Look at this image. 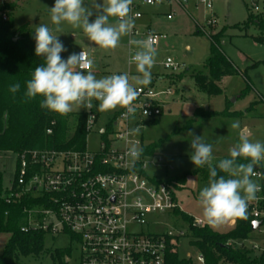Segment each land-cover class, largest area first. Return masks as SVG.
I'll use <instances>...</instances> for the list:
<instances>
[{
  "label": "rangeland",
  "instance_id": "374dc122",
  "mask_svg": "<svg viewBox=\"0 0 264 264\" xmlns=\"http://www.w3.org/2000/svg\"><path fill=\"white\" fill-rule=\"evenodd\" d=\"M261 1L257 0L258 3ZM102 2L103 0H97V3ZM54 3L55 0H3L0 2L1 5L15 9L13 12L15 27L29 24V27L35 29V26L42 23L52 28L53 34L59 35L58 39L67 49L61 53L62 58L67 59L70 54L77 53L83 48L91 51L93 60L91 71L95 69L99 71L98 74L93 72L97 79L113 73H130V83L137 86L135 80L131 78L140 74L136 70V65L128 63L129 54L134 49L128 46L129 36H123L117 48L106 50L91 42L82 29H73L66 22L60 26L61 32H56V26L51 22L49 11ZM84 3L85 6H90L91 0H84ZM157 6L160 5L141 6L144 16L140 20H135V25L141 31L148 26L152 9ZM172 7L176 11L173 19H167L166 14L163 13L156 14L150 26L153 31L166 35L157 49L150 83L157 87L169 86L173 90V94L166 98L164 112L158 121L147 123L144 129L146 145L160 142L153 155L147 158V174L157 180H165L168 177L180 178L185 172L196 169L190 160L193 152L190 146L191 137L188 135L190 131L196 136H201L204 142L213 145L212 165L229 156V149L239 143L241 131L248 135L251 142L264 143V43L253 39V36L261 34L255 25L249 27L240 25L246 20L248 12L258 14L263 13L264 10L254 11L246 0H214L212 11L204 8L196 10L191 5H188L187 11L178 5ZM160 9L166 11L169 6L165 4ZM210 18L212 21L209 22ZM94 19L95 14L90 20ZM109 19L110 22L115 21V18ZM208 32L223 35L220 41L221 48L240 69L239 73L223 79L221 83L223 93L215 97H209L200 91L193 77V74L197 72H207L205 63L210 55L211 46ZM168 56L183 64L184 71L172 73L170 69L165 68L162 62ZM247 78L250 79L251 86L244 95H241L248 86ZM234 99L235 102L232 101ZM227 105L232 111L243 110L239 112L244 116L238 118L195 116L196 109L218 113ZM81 110V106L74 107L73 111L68 113L70 133L76 129L78 114ZM113 111H101V119L89 132L87 146L91 150L98 148L99 130L106 126L107 117ZM236 120L240 123L239 129L231 127L232 122ZM16 159V153L0 151V171L3 173L5 190L9 188L14 178ZM261 164L264 166V161H261ZM206 186L208 182L202 180L199 175H188L185 184L179 185V188L174 190L178 209L188 215L192 214L190 216L204 219L203 209L199 203V192ZM160 219L163 220L161 225L155 228L151 225L145 226L144 230L164 232L171 226L187 228L185 221L174 212L161 216ZM215 228L223 231L228 226L222 224ZM9 237V233L0 232V255ZM190 242V233L187 229L185 237L179 240L177 248L179 257L190 260L189 264H198L199 251ZM57 250H70V253L60 256L57 255ZM19 264H80L79 247L68 235L45 232L43 250L40 254L21 256Z\"/></svg>",
  "mask_w": 264,
  "mask_h": 264
},
{
  "label": "built area",
  "instance_id": "2783aa9c",
  "mask_svg": "<svg viewBox=\"0 0 264 264\" xmlns=\"http://www.w3.org/2000/svg\"><path fill=\"white\" fill-rule=\"evenodd\" d=\"M246 1L254 11L264 10V0L262 4L257 0ZM165 4L170 8L167 19H173L176 14L173 5L186 10L188 5L193 4L197 9L212 11L214 0H151V3L148 0H133L131 14L134 20H140L144 16L142 5ZM149 35L155 38L156 50L166 38L165 34L153 31L149 26L141 31L135 25L129 40H142ZM128 46L134 48L129 54V63L138 49L129 43ZM82 50L88 54L85 49L78 53ZM162 64L172 73L184 71V65L170 56ZM91 69L92 66L84 71ZM134 87L140 93L133 101L136 108L134 118H126L124 108L115 109L107 117L106 126L99 130L96 150L87 146L88 134L102 116L99 102L93 100L90 108L81 106L87 130L84 149L36 148L16 154L14 178L5 197L10 200L30 195L40 201L29 211L28 225L23 230L41 229L52 234L68 235L79 247L80 264H167L168 252L177 250L180 238L185 237L189 230L188 223L186 229L171 226L164 232L144 230L145 226L155 228L161 225V216L178 208L173 189L147 174L149 156L145 153L147 145L144 142L146 124L160 118L166 98L173 94V90L169 86L157 87L153 83ZM144 112L148 113L146 117ZM55 125L56 121H52L46 133L52 135ZM136 127L140 128L139 135L127 134ZM132 143H138L143 149L140 159L134 164L126 155ZM254 170L258 175L252 179L260 185V191L247 209L254 220L262 221L263 226L264 166H256ZM192 217L195 226L208 224L202 218ZM236 244L259 251L258 255L264 251V246L253 241L248 244L247 239ZM197 263H205L200 253Z\"/></svg>",
  "mask_w": 264,
  "mask_h": 264
},
{
  "label": "clouds",
  "instance_id": "9594fccd",
  "mask_svg": "<svg viewBox=\"0 0 264 264\" xmlns=\"http://www.w3.org/2000/svg\"><path fill=\"white\" fill-rule=\"evenodd\" d=\"M151 3V0H148ZM133 0H91L90 6H85L84 0H55L49 8L50 19L56 26L55 31L61 32L62 23L66 22L73 29L80 28L87 38L102 49H115L123 36L132 34L135 20L131 5ZM95 14V19L90 18ZM109 18H115L110 22ZM59 35L53 34V29L40 23L35 26V54L44 58V63L37 66L29 80L26 81L24 93L27 100L42 96L40 106L51 112L66 115L74 107L92 106V101L99 102V111L115 110L117 107L126 109L124 116L133 117L136 108L133 101L139 96V90L130 83L128 73L113 74L97 79L90 69L93 60L83 50L70 54L67 59L61 53L67 51ZM129 45H135L138 50L131 56L129 63L136 65L140 75L132 77L137 85L147 86L152 79L151 69L156 63L157 50L155 38L149 35L146 39H130ZM20 84L10 86L9 91L16 93ZM145 117L148 115L144 112ZM233 129H239L238 120L231 124ZM140 128L128 131V135H139ZM191 137L190 146L193 152L191 162L196 168L205 165L209 169L208 186L199 192V203L203 209V217L209 225L218 226L235 218L246 219L247 208L251 201L257 199L260 185L252 177L258 175L254 170L256 165L264 161V143L251 142L243 131L239 134V143L229 149V158L221 159L213 167V145L203 141L201 136L188 133ZM143 149L138 143H132L126 155L131 163L140 159ZM242 157L249 163H238ZM225 173L218 176V171Z\"/></svg>",
  "mask_w": 264,
  "mask_h": 264
},
{
  "label": "trees",
  "instance_id": "16d2710c",
  "mask_svg": "<svg viewBox=\"0 0 264 264\" xmlns=\"http://www.w3.org/2000/svg\"><path fill=\"white\" fill-rule=\"evenodd\" d=\"M13 12L14 8L0 4V151H12L17 154L36 148L84 149L87 130L86 116L83 112L78 114L76 129L70 133L68 114L60 115L42 108L40 106L44 99L42 96L31 100L26 99L24 95L26 81L31 78L34 69L44 63V58L35 54L34 31L28 25L15 27ZM240 25L242 27L255 25L261 34L253 36V39L264 43V12L258 14L248 12L246 20ZM207 35L211 42L210 55L205 63L207 72H197L193 74V77L200 91L209 97H215L223 93L222 79L239 73L240 69L223 52L220 45L223 35L212 32H208ZM247 80L248 86L241 95H244L251 86L250 79L247 78ZM15 83H19L21 87L14 94L9 91V88ZM195 116L241 117L243 114L239 111L231 112L227 105L218 113L196 109ZM52 121H56V125L54 133L49 135L46 129L51 126ZM159 145L160 142L147 145L145 153L152 156ZM237 162L246 164L250 161L238 157ZM217 164L218 162L212 166L215 167ZM256 166H262V164ZM217 171L218 176L224 175L225 178H229L227 174L219 172L218 169ZM193 174L199 175L206 182L209 181L207 165L196 168L192 172H185L180 178L168 177L162 181L171 187L174 193L179 185L185 184L187 176ZM7 191L4 189L3 173L0 171V232L10 234L0 255V264H19L21 256H37L43 250L45 232L41 229L23 230L28 225L29 211L40 201L30 195L8 200L5 197ZM173 212L189 224L190 243L204 256V264L219 262L264 264V251L260 255H254L251 249L236 244L237 241L248 239L253 232L254 218L249 209H247V218H235V225L227 231L218 230L208 224L195 226L192 216L178 208ZM56 253L60 256L68 255L70 250H57ZM189 263H191L190 260L179 257L178 250L169 251L167 254V264Z\"/></svg>",
  "mask_w": 264,
  "mask_h": 264
},
{
  "label": "crops",
  "instance_id": "0c3cea01",
  "mask_svg": "<svg viewBox=\"0 0 264 264\" xmlns=\"http://www.w3.org/2000/svg\"><path fill=\"white\" fill-rule=\"evenodd\" d=\"M1 1H3V0H1ZM0 1V2H1ZM191 6H193L196 10H198L193 4H190ZM163 5H160L159 7L157 6V8L156 7H154L153 9H152V12H151V16H150V19H149V23H148V26L150 27L151 25H152V18L154 17V16H156V14L158 15V14H161V13H163V14H166V16H167V13L170 11V8L169 9H167L166 11H163V10H161L160 9V7H162ZM15 10V9H14ZM185 11H187V8H186V10ZM28 26H29V24H27ZM33 31H34V29L32 28V27H30ZM83 49V48H82ZM81 50V49H80ZM88 51V50H87ZM78 53V52H77ZM88 54H89V57L91 58V51H88ZM92 66H93V64H92ZM92 72H94V74H98L99 73V71L97 70V69H95L94 71H92ZM225 78V77H224ZM223 78V79H224ZM223 79H222V81H223ZM159 81H162V79H159ZM222 81H221V83H222ZM222 87V86H221ZM233 102H235V99H234V101ZM231 112H233L232 110H230ZM238 111H243V110H238ZM244 116V115H243ZM215 117V116H214ZM242 117V116H241ZM208 118H210V117H208ZM232 118H238V117H232ZM227 157H229V156H227ZM191 176V175H190ZM190 214V213H189ZM190 215H192V214H190ZM235 219H231V220H229V221H227L226 223H224V226L226 225V227L228 226V228L226 229V230H223V231H227V230H229V229H231L234 225H235ZM222 225V224H221ZM213 226V225H212ZM264 226V225H263ZM214 228L215 227H217V226H213ZM191 239V238H190ZM253 241V242H256V243H258L259 245H262V246H264V228H258L257 230H255V231H253L252 233H251V235H250V237L247 239V243L249 244V242H251V241ZM191 244V243H190ZM258 251H252V253L254 254V255H258V253H257Z\"/></svg>",
  "mask_w": 264,
  "mask_h": 264
},
{
  "label": "water",
  "instance_id": "95a60500",
  "mask_svg": "<svg viewBox=\"0 0 264 264\" xmlns=\"http://www.w3.org/2000/svg\"><path fill=\"white\" fill-rule=\"evenodd\" d=\"M232 101H234V100H232ZM261 225H262V221L254 220L252 222V230L253 231L257 230Z\"/></svg>",
  "mask_w": 264,
  "mask_h": 264
}]
</instances>
